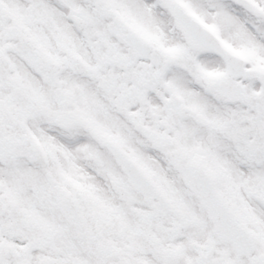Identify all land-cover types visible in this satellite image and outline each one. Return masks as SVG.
Instances as JSON below:
<instances>
[{
	"label": "snow or ice",
	"instance_id": "1",
	"mask_svg": "<svg viewBox=\"0 0 264 264\" xmlns=\"http://www.w3.org/2000/svg\"><path fill=\"white\" fill-rule=\"evenodd\" d=\"M0 264H264V0H0Z\"/></svg>",
	"mask_w": 264,
	"mask_h": 264
}]
</instances>
